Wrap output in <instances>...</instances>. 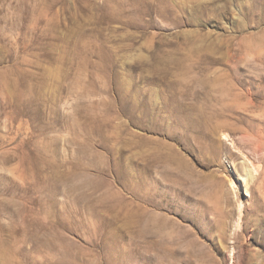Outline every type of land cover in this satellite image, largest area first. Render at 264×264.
<instances>
[{
  "label": "rangeland",
  "instance_id": "1",
  "mask_svg": "<svg viewBox=\"0 0 264 264\" xmlns=\"http://www.w3.org/2000/svg\"><path fill=\"white\" fill-rule=\"evenodd\" d=\"M0 264H264V0H0Z\"/></svg>",
  "mask_w": 264,
  "mask_h": 264
}]
</instances>
